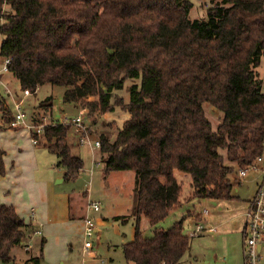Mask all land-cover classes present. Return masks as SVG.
Here are the masks:
<instances>
[{
	"label": "trees",
	"instance_id": "1",
	"mask_svg": "<svg viewBox=\"0 0 264 264\" xmlns=\"http://www.w3.org/2000/svg\"><path fill=\"white\" fill-rule=\"evenodd\" d=\"M192 8L190 0H0V67L7 59L6 72L22 91L62 87L63 102L93 128L115 108L129 115L121 129H103L96 139L105 175L135 174L134 233L121 246L126 264H180L187 254L183 219L158 227L180 205L174 171L190 176L192 198L229 201L236 198L230 176L264 153L256 71L264 57V0H209L204 19H190ZM128 79L123 104L115 96ZM52 105L47 98L39 109L52 115ZM206 105L219 115L215 129ZM14 114L0 96V132ZM26 121L42 123L39 112ZM74 130L54 119L41 136L30 134L37 144L43 138L65 180L83 168ZM4 157L0 150V176ZM141 216L150 238L139 228ZM29 232L15 209L0 203L1 262L15 264L11 252L24 247ZM43 245L42 238L40 255L26 264H39Z\"/></svg>",
	"mask_w": 264,
	"mask_h": 264
},
{
	"label": "rangeland",
	"instance_id": "2",
	"mask_svg": "<svg viewBox=\"0 0 264 264\" xmlns=\"http://www.w3.org/2000/svg\"><path fill=\"white\" fill-rule=\"evenodd\" d=\"M190 1L193 4L189 15L190 19L206 18L209 0ZM0 62H2V59ZM256 71L262 81V91L264 92L263 56ZM0 81V96L10 105L12 112L15 111L13 100L21 101L23 110L27 117L30 116V119L39 112L43 123L48 124L55 119L59 120V123L66 124L63 121L65 118L70 120L80 116L84 125H87L91 131V135H89L74 130L77 133L75 142L80 145L78 155L83 161V168L75 179H64L56 184L55 188L57 192H65L72 203L75 216L74 219L69 220L73 223L69 226L72 233L63 236L62 233L66 230V226H60V221L54 222L52 225L46 223L45 227L41 229L35 228L23 238L24 247L16 246L13 248L11 255L15 264H26L32 257H38L42 237L46 240L42 251V264H126L121 246L131 241L134 233L133 191L135 188V174L132 171H117L105 175L93 141L97 139L103 129L109 134H114L117 128L121 129L129 118L128 113L115 108L113 112L102 116L93 128L77 108L63 102L62 87L46 84L39 87L35 93L23 95L18 81L11 73H2ZM131 83L132 80H126L123 89L116 92L117 101L120 98L123 104L128 101V89ZM47 98H52V115L49 111L45 112L39 109V105ZM205 108L206 115L215 129L219 123V115L208 105ZM72 127L75 129L73 125ZM80 137H85L90 141L86 140L84 144H81L79 143ZM40 141L41 143L36 145L39 172L35 174L40 175V178H53L51 175L53 173L55 176L54 183H57V181L64 178L65 171L62 167H56V157L43 146L45 144L43 138ZM57 169L59 172H56ZM173 176L181 184L180 205L158 227L167 230L183 219V232L189 237L190 246L180 264H244L241 250V233H237V230L238 222L242 219L245 210L243 200L248 199L255 189L253 173L248 171L242 179L237 176L234 177V175L230 176V180L234 185L233 194L238 199L229 201L192 198L190 176L178 171H174ZM236 181L241 183L237 184ZM90 202L99 203L100 211L93 212L89 209ZM36 209L35 207V215L38 211ZM203 210H207L209 215L203 216ZM85 218L90 219L98 230L97 233L87 239L83 238L81 224ZM26 219L28 221L29 218ZM196 222H200L203 229L196 236L191 237ZM139 228L144 237H152V228L144 216L140 217ZM85 241H90L92 244V247L88 250L83 249ZM0 264L13 263L0 261ZM256 264H264V247Z\"/></svg>",
	"mask_w": 264,
	"mask_h": 264
},
{
	"label": "crops",
	"instance_id": "3",
	"mask_svg": "<svg viewBox=\"0 0 264 264\" xmlns=\"http://www.w3.org/2000/svg\"><path fill=\"white\" fill-rule=\"evenodd\" d=\"M36 147L37 146L35 145L34 147V144L31 142L28 129L21 127L15 129L7 128L0 132V150L5 152L4 164L6 168L5 175L0 176V203L12 206L18 215L29 224L31 229L30 232L35 230V228H44L46 223L52 225L54 222L60 221V226H66V230L62 233L63 236H68L72 233L69 226L73 224L69 222V220L75 218L72 210V203L65 192H57L55 189L56 184L63 181L64 178L57 181V183H54L55 176L53 173H51L53 178H40V175L35 174L36 172H39ZM249 171L254 175L253 183L255 186L254 188H256L261 177V172L259 169ZM56 172H59V170L57 169ZM240 183L241 182L239 181V184ZM252 195L248 199L243 200L245 210L242 219L238 222L237 233L242 232L244 215ZM235 199H238V197ZM35 207L38 209L36 215L34 213ZM26 218H29V222ZM85 219H83L81 223L84 239H86L84 237ZM97 231L98 230L94 225L93 234L97 233ZM42 238L44 239L45 245L46 240L44 237ZM42 258L40 259L39 264H42Z\"/></svg>",
	"mask_w": 264,
	"mask_h": 264
},
{
	"label": "built area",
	"instance_id": "4",
	"mask_svg": "<svg viewBox=\"0 0 264 264\" xmlns=\"http://www.w3.org/2000/svg\"><path fill=\"white\" fill-rule=\"evenodd\" d=\"M7 64L8 60H3V63L0 67V74L7 71ZM29 94L30 93L27 90L23 91V95ZM13 106L15 110L14 120L9 122L7 127L25 128L29 130L30 134L32 133V135H35L36 137L41 136L43 134V129L46 123L42 122L38 125L28 123L26 121L22 102L13 100ZM63 121L66 124L73 125L75 127L76 132H85L86 127L83 121L81 120L80 116L70 120L65 118V120ZM86 140L90 141L85 137H80L79 143L84 144ZM31 142L34 145L38 143L35 137L31 138ZM93 143L96 148L99 147V143L96 140H94ZM256 169L260 170L261 177L259 179L258 184L256 185L251 199L248 202L247 209L244 215V225L241 232V250L244 264H256L259 259L260 252L264 247V155L258 156L250 167H248L247 169H239L236 174L239 179H242L246 176L249 170ZM88 207L94 212H98L100 210L99 203H90ZM208 213L209 212L207 210H203L202 214L203 216H207ZM84 223V237L87 239L93 235L94 223L88 218L84 220ZM194 226L195 229L193 232H191V237L196 236L197 233L203 229L200 222H196ZM90 247L91 242L85 241L83 245L84 250H87Z\"/></svg>",
	"mask_w": 264,
	"mask_h": 264
},
{
	"label": "water",
	"instance_id": "5",
	"mask_svg": "<svg viewBox=\"0 0 264 264\" xmlns=\"http://www.w3.org/2000/svg\"><path fill=\"white\" fill-rule=\"evenodd\" d=\"M259 249H260V247H259Z\"/></svg>",
	"mask_w": 264,
	"mask_h": 264
}]
</instances>
